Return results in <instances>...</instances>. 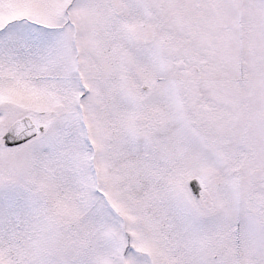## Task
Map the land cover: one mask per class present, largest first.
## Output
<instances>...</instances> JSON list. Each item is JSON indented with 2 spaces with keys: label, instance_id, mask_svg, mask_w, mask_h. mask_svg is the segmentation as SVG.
I'll list each match as a JSON object with an SVG mask.
<instances>
[{
  "label": "snow or ice",
  "instance_id": "snow-or-ice-1",
  "mask_svg": "<svg viewBox=\"0 0 264 264\" xmlns=\"http://www.w3.org/2000/svg\"><path fill=\"white\" fill-rule=\"evenodd\" d=\"M0 264H264V0H0Z\"/></svg>",
  "mask_w": 264,
  "mask_h": 264
}]
</instances>
